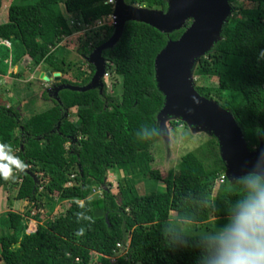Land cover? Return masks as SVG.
<instances>
[{
  "label": "trees",
  "instance_id": "16d2710c",
  "mask_svg": "<svg viewBox=\"0 0 264 264\" xmlns=\"http://www.w3.org/2000/svg\"><path fill=\"white\" fill-rule=\"evenodd\" d=\"M104 1L36 0L10 6L6 22L0 24V41L20 48V52L10 53L13 63L24 55L34 66L44 64L51 73H59L55 87H84L92 78L93 66L76 70L71 82L61 78L70 65L53 53L72 34L63 13L75 24L94 22L111 13ZM237 1L251 7L230 8L231 16L222 24L219 40L196 60L191 73L199 81L216 79L220 95L215 103L231 114L246 149L253 151L259 144L264 149V16L256 9L264 0H227L229 5ZM123 2L161 13L167 10L166 0ZM189 25L186 21L183 28L164 34L144 23H124L116 43L100 53L104 67L121 77L120 97L107 95L100 79L101 87L84 92L62 89L44 93L51 106L26 120L0 106V144L27 165L22 172L13 166L14 183L19 181L15 199L47 214L53 211L55 194L68 202L64 214L37 224L30 235L23 233V217L28 212L0 215L2 264H89L94 255L96 264H196L197 249L169 247L162 231L198 237L226 222L225 209L237 194L228 192L225 176L218 182L225 168L215 140L181 156L159 192L140 196L126 183L119 190L120 205L107 190H102L100 198L89 199L91 185L103 186L108 170L158 180L150 154L158 135L142 140L137 132L143 126L158 128L156 116L163 107V96L154 80V58ZM112 32V27L84 32L77 53L87 58ZM79 41L77 38L76 43ZM7 56L8 50L1 47L0 72L6 70ZM193 88L200 97L211 100L210 88ZM72 108H76L74 124L66 114ZM71 181L75 183L67 186ZM4 184L0 176V187ZM78 201L84 202L83 207ZM78 213L91 220L78 218ZM81 229L83 234H78ZM126 237L125 254L110 262L118 251L116 246ZM15 244L18 248L12 250Z\"/></svg>",
  "mask_w": 264,
  "mask_h": 264
},
{
  "label": "water",
  "instance_id": "95a60500",
  "mask_svg": "<svg viewBox=\"0 0 264 264\" xmlns=\"http://www.w3.org/2000/svg\"><path fill=\"white\" fill-rule=\"evenodd\" d=\"M167 10L159 11L132 7L123 0H115L114 26L110 38L95 48L87 57L94 68L90 82L84 87L60 85L55 92L67 89L84 92L101 87L104 62L100 53L111 48L121 35L125 22L144 23L158 32L168 34L190 25L176 41H169L155 56L154 80L158 92L163 96V107L156 116L158 129L166 119H178L193 130L211 133L218 146V155L225 168V178L233 180L248 171L254 165L260 153L264 151L259 144L248 151L242 135L231 114L212 100L200 97L192 85V67L219 40V33L225 19L230 16L227 0H166ZM59 73H41L39 79L47 82L50 78L58 81ZM18 248V245H17Z\"/></svg>",
  "mask_w": 264,
  "mask_h": 264
},
{
  "label": "rangeland",
  "instance_id": "374dc122",
  "mask_svg": "<svg viewBox=\"0 0 264 264\" xmlns=\"http://www.w3.org/2000/svg\"><path fill=\"white\" fill-rule=\"evenodd\" d=\"M35 1L36 0H2L0 4V24L6 22L8 7L13 5L32 4ZM114 3L115 0L112 6H110L112 18H110L111 16L109 18H103L105 19L106 24H112V27L115 24L114 16L112 14ZM229 6L230 8L235 9H246L251 7L250 4L241 1L231 3ZM139 8L147 9L144 5ZM256 9L264 16V4L257 5ZM235 12L238 17L237 11ZM63 16L67 20L68 25L72 30V34L70 37L63 38L62 43H60L58 48L54 51L53 57H63L65 64L70 65L67 73L61 78L74 82L73 75L76 70L86 71L87 64H89L87 58H84L77 53V49L83 45L84 32L80 27L81 23L76 22L75 24V21L64 13ZM78 24L79 26H77ZM74 25L77 26L78 31H75L73 27ZM77 38L80 40L79 44L76 43ZM1 47L8 50L9 56L4 60V64L6 65L5 72H0V106L10 109L21 120H26L30 116L48 109L51 104L43 98V94L52 91L55 87L54 84L56 81H54L53 78H50L49 81L44 82L39 79L38 75L40 70H47L50 72V69L44 64H41L38 67L34 66L24 55L19 56L16 62L13 63L10 53L13 54L16 53V51L20 52L21 50L18 45L5 41L0 44V48ZM105 70L109 72V75L105 79L101 76V80L104 82L107 95L120 97L121 77L110 73V71L103 66V72H105ZM191 80L193 86L202 85L210 88L211 100L213 102L218 100L220 93L217 91V81L215 78L199 81L198 78L191 76ZM75 113L76 108L69 109L66 112L68 116L67 118L72 124L76 121ZM161 126L164 131L158 135V140L153 144L150 150L153 159L151 169L157 173L158 180L149 181L141 178L139 175L124 176L123 173L118 170H108L106 172L103 186L91 185L89 199L100 198L102 190H107L114 196L117 204L120 205L122 202L119 197V190L123 189L126 183L131 184L140 196L159 192L163 188L162 182L165 179H168L175 171V167L181 156L190 151L204 149L215 140L213 135L208 131L200 129L193 130L178 119L163 120ZM67 147L68 144L65 145V148ZM14 176L15 175L13 174V177ZM18 182L15 184L14 178H9L8 180H5V184L0 187V215L11 212L23 216L25 212H28L29 215L23 217V221L26 223L30 221V224L36 226V224H44L47 221L64 214L68 207V202L60 199L56 194L52 197L54 208L51 214H47L45 210H36L25 200L17 201L15 195ZM74 183L75 182L71 181L67 186H71ZM210 200H212V194ZM127 245L128 240L126 237L119 243L118 251L110 258V262H113L115 258L123 256L126 252ZM11 249L16 250L17 244H15V246L13 245ZM0 264L2 263L0 262ZM89 264H96L95 255L92 257V261Z\"/></svg>",
  "mask_w": 264,
  "mask_h": 264
},
{
  "label": "clouds",
  "instance_id": "9594fccd",
  "mask_svg": "<svg viewBox=\"0 0 264 264\" xmlns=\"http://www.w3.org/2000/svg\"><path fill=\"white\" fill-rule=\"evenodd\" d=\"M137 136L150 140L164 130L143 126ZM6 161V162H5ZM13 166L23 171L27 165L11 154L8 146L0 144V176L14 178ZM254 170L228 180V192L236 193L234 202L226 207V222L198 237L184 232L164 229L165 243L173 248H195L199 251L196 264H264V151L257 158ZM83 201H78L83 207ZM205 206L208 205L204 201ZM78 218L91 220L81 213ZM78 234H83V229Z\"/></svg>",
  "mask_w": 264,
  "mask_h": 264
},
{
  "label": "built area",
  "instance_id": "2783aa9c",
  "mask_svg": "<svg viewBox=\"0 0 264 264\" xmlns=\"http://www.w3.org/2000/svg\"><path fill=\"white\" fill-rule=\"evenodd\" d=\"M113 2H114V0H105L102 4L110 7V6H112ZM110 16H111V13L106 17L109 18ZM103 18H105V17H103ZM103 18H100L99 20H96L94 22L81 24L80 27L82 28L83 32L95 30V29H99V28H103V27H112V24H108V23L106 24L105 19H103ZM110 18H112V16ZM77 26H79V24ZM3 42H5V41H0V44H2ZM108 75H109V72H107L105 70V72H103V75H102L103 79L107 78ZM224 176L225 175H223L219 178V180H218L219 183L222 182ZM36 226H37V224H36ZM36 226H33L32 224H30V221H29L28 223H26L25 228L23 230V233L25 235L33 234L36 231ZM116 247L118 248L119 244Z\"/></svg>",
  "mask_w": 264,
  "mask_h": 264
},
{
  "label": "crops",
  "instance_id": "0c3cea01",
  "mask_svg": "<svg viewBox=\"0 0 264 264\" xmlns=\"http://www.w3.org/2000/svg\"><path fill=\"white\" fill-rule=\"evenodd\" d=\"M37 67H38V66H37ZM37 67H36V68H37ZM40 67H41V66H40ZM40 67H39V68H40ZM41 73H43V74H45V73H49V74H51V72H48L47 70H40V71H39V74H41ZM38 77H39V75H38Z\"/></svg>",
  "mask_w": 264,
  "mask_h": 264
},
{
  "label": "bare ground",
  "instance_id": "6f19581e",
  "mask_svg": "<svg viewBox=\"0 0 264 264\" xmlns=\"http://www.w3.org/2000/svg\"><path fill=\"white\" fill-rule=\"evenodd\" d=\"M15 246V245H14Z\"/></svg>",
  "mask_w": 264,
  "mask_h": 264
}]
</instances>
